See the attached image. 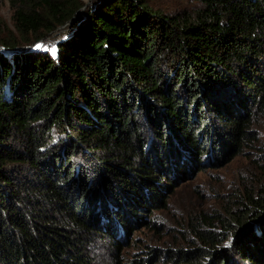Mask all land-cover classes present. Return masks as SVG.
<instances>
[{
  "label": "trees",
  "instance_id": "trees-1",
  "mask_svg": "<svg viewBox=\"0 0 264 264\" xmlns=\"http://www.w3.org/2000/svg\"><path fill=\"white\" fill-rule=\"evenodd\" d=\"M90 1L11 0L16 33L0 17V264H91L99 231L119 248L164 180L239 151L264 112V0ZM244 201L181 262L264 264V190Z\"/></svg>",
  "mask_w": 264,
  "mask_h": 264
},
{
  "label": "rangeland",
  "instance_id": "rangeland-1",
  "mask_svg": "<svg viewBox=\"0 0 264 264\" xmlns=\"http://www.w3.org/2000/svg\"><path fill=\"white\" fill-rule=\"evenodd\" d=\"M150 3L165 12L184 7L197 11L203 7L199 0ZM14 13L11 0H0V17L6 28L16 33ZM72 26L73 22H69L40 35L34 40V48L56 52L58 41ZM257 111L255 107L248 127L250 138L239 151L232 152L228 147L214 161L208 159V154L199 163L191 160L186 173L176 170L172 175L174 183L163 181L170 189L164 191L158 207L139 210V218L145 221L133 218L129 232L119 225L114 227L119 248L104 231L89 236L85 245L91 264H187L181 262V253L204 246L196 228L221 233L225 229L221 219L232 222L234 214L242 211L244 200L264 190V112ZM23 175L32 174L25 170L20 174Z\"/></svg>",
  "mask_w": 264,
  "mask_h": 264
}]
</instances>
